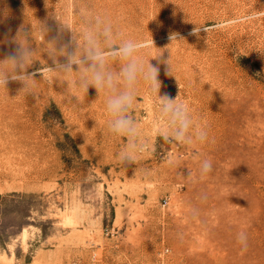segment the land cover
Returning a JSON list of instances; mask_svg holds the SVG:
<instances>
[{
    "label": "rangeland",
    "instance_id": "obj_1",
    "mask_svg": "<svg viewBox=\"0 0 264 264\" xmlns=\"http://www.w3.org/2000/svg\"><path fill=\"white\" fill-rule=\"evenodd\" d=\"M0 78V264H264V0H0Z\"/></svg>",
    "mask_w": 264,
    "mask_h": 264
},
{
    "label": "clouds",
    "instance_id": "obj_2",
    "mask_svg": "<svg viewBox=\"0 0 264 264\" xmlns=\"http://www.w3.org/2000/svg\"><path fill=\"white\" fill-rule=\"evenodd\" d=\"M197 29L194 30L193 34H197ZM171 40L176 39V34L170 36ZM89 49L87 50L86 56L84 58H78L76 54L70 53L67 58V64L64 67L69 69L72 68L73 65H80L84 64L86 61L90 60L93 62L92 66V75L91 77L82 76L81 78V87L82 89L87 92L88 88L95 87L100 89L104 86L105 82V75L100 70H97L95 67L96 63H103L102 55L95 50L93 42L89 40ZM136 49V45L132 43L125 44L122 48L117 49L119 53H121L125 57L132 56ZM19 52V50H17ZM23 55V54H21ZM16 54H9V59L15 61L17 60ZM140 70L139 65L135 60L128 64V66L124 69V75L128 82V85L131 87L134 82L137 80V73ZM171 75L170 72H168ZM159 70L155 67L150 68L148 73L147 79L151 80V90L153 92H158L161 84L158 80ZM108 83L111 85V77H108ZM7 84V80L4 78H0V87H4ZM133 95L131 92H126L120 96H117L113 99L108 101L107 107L108 110L118 118L115 120L113 124V128L116 131L123 132V133H132L135 130L131 127V122L125 118L122 113L125 112L132 102ZM164 104L161 108V113L164 116L170 118L171 121H179L181 124V128L186 129L188 126V121L186 118V108L184 106H176L175 102L171 100L168 94H165L163 97ZM159 124L160 121H157ZM161 125V129H162ZM207 139V132L203 130L201 135V140L204 141ZM126 160H130L131 157H125ZM203 171L205 174H209L212 171V163L210 160H206L203 164ZM239 242L243 245L244 249L247 248V235L245 233H240L238 235Z\"/></svg>",
    "mask_w": 264,
    "mask_h": 264
}]
</instances>
